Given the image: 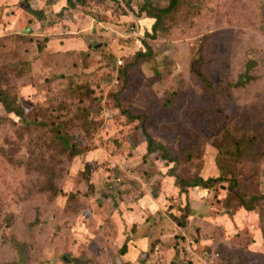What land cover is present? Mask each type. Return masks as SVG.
<instances>
[{"label":"rangeland","instance_id":"rangeland-1","mask_svg":"<svg viewBox=\"0 0 264 264\" xmlns=\"http://www.w3.org/2000/svg\"><path fill=\"white\" fill-rule=\"evenodd\" d=\"M29 5L0 0V264H117L170 228L197 243L176 263L264 264V200L239 201L264 196V0Z\"/></svg>","mask_w":264,"mask_h":264},{"label":"crops","instance_id":"crops-1","mask_svg":"<svg viewBox=\"0 0 264 264\" xmlns=\"http://www.w3.org/2000/svg\"><path fill=\"white\" fill-rule=\"evenodd\" d=\"M80 26L83 30V36L93 37L94 35H96V28H90V25L88 26L87 22L80 23ZM4 42L5 44L12 45L14 46V48H17L16 40H5ZM92 46L93 45H90V47ZM248 80H250V78H248L246 82ZM202 192L203 194L205 193L204 191ZM143 212V208H139V210L137 211V213ZM134 216L136 218H139L140 220V217L136 213H128L126 215L127 222L133 219ZM183 229L186 231H181V234L178 228H170L169 230L165 229L164 231L158 229L153 238H146L144 229L142 230V232L136 231V234L133 236V238L128 239L127 243L125 241L120 248L117 247V250L119 251L124 247L125 243L128 245L125 253L123 255H120L117 264H182L179 260H177L176 263V257L177 259L178 257L182 259L181 250L183 247L187 248L188 243L185 246L186 241L192 239H187V235L189 234V232H192V230H188L187 228ZM122 232L123 226L118 228V234H121ZM179 234L180 237L176 238V236ZM167 235L176 236L171 240L170 236ZM117 240L118 236L115 242ZM192 245L195 248L197 247V243L194 241H192Z\"/></svg>","mask_w":264,"mask_h":264},{"label":"trees","instance_id":"trees-1","mask_svg":"<svg viewBox=\"0 0 264 264\" xmlns=\"http://www.w3.org/2000/svg\"><path fill=\"white\" fill-rule=\"evenodd\" d=\"M165 2H168L169 4V10H171L172 8H175L177 6V0H163ZM25 6L30 9V5H29V0H23ZM169 11H164V12H160L159 15H163V14H167ZM33 15L35 16H39L40 13H37V12H32ZM151 13H148V19H154L155 20V25L153 26L152 28V32L155 33V28H156V25L157 23L160 21V16H150ZM247 76L243 75L240 77V82L243 81V84H245L246 82V79ZM242 84V85H243ZM1 103H5V105L8 106V103H6L5 101L6 100H2L1 98ZM7 111L9 112H15L17 115H20L19 112H17V110H12L11 108H8ZM130 118L132 119H140V124H139V130L140 132L143 134L144 136V139H145V142H146V149H147V152L148 153H153V152H157V150H161L163 152V155L161 157V159H165L167 160L165 154V147L162 145V144H159L157 142L154 141V139L149 135V133L147 132L146 130V127H145V124H144V119L142 117H132L130 116ZM168 162H172L173 160H167ZM177 180H179V184L180 186L182 187H188V188H202L204 189L203 191L206 192V190L208 188H211L213 187V182H216L218 181V179L216 178H209L207 180H204L202 179L201 177H196L195 179H193L192 181L190 182H186V181H183V180H180L178 177H176ZM233 186H231V188L235 191V189H237V184L236 182H232L231 183ZM259 200H264V196H261V197H255V196H252L248 199L247 202L244 201V198L242 196H240L239 198V201L241 202V207L244 208L245 210L247 211H251L253 209V204L256 202V201H259ZM127 244L125 243L124 247L120 250V255L124 254L125 251H126V248H127Z\"/></svg>","mask_w":264,"mask_h":264}]
</instances>
